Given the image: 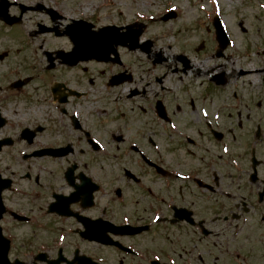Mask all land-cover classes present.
<instances>
[{"label": "flooded vegetation", "instance_id": "flooded-vegetation-1", "mask_svg": "<svg viewBox=\"0 0 264 264\" xmlns=\"http://www.w3.org/2000/svg\"><path fill=\"white\" fill-rule=\"evenodd\" d=\"M42 1L51 5L8 0L20 22L5 28L21 30L40 11L31 31L48 38L27 45L34 61L0 65V224L11 264H264V159L253 173L256 148L238 157L229 143L234 124L214 96L226 75L208 72L195 98L184 81L190 57L157 45L143 17H89L92 31L111 26L138 42L67 62L59 53L73 48L76 9ZM21 3L40 10L21 15ZM86 62L83 88L76 69ZM31 112L39 117L20 119Z\"/></svg>", "mask_w": 264, "mask_h": 264}, {"label": "rangeland", "instance_id": "rangeland-1", "mask_svg": "<svg viewBox=\"0 0 264 264\" xmlns=\"http://www.w3.org/2000/svg\"><path fill=\"white\" fill-rule=\"evenodd\" d=\"M43 3L51 5L47 1ZM69 4L76 9L78 18L89 20V17H98L103 22L116 20L118 17H143L149 20L147 27L157 45L165 49L168 45L174 46L172 52L181 51L190 57L194 73L186 76L184 81L191 84L190 89L194 87L195 98L206 89L208 72L217 69L225 74L226 83L214 92V96L218 100L217 104L222 105L224 114L234 124L235 129L229 143L237 148L238 157L243 155L242 149L253 146L258 158L264 159V0H71ZM168 13L169 17L166 16ZM215 15L221 17L232 41L221 56L216 54L218 46L212 26ZM41 16L40 11L28 12L20 26L21 30L16 27L14 31L2 25L0 65L3 70L9 65L34 61L32 57L36 51L30 50L27 45L38 47L42 38H48L36 36L31 31L32 19ZM25 28L27 33L31 31L26 38L20 34ZM154 35L157 36L156 39ZM51 44L64 46L68 42L65 39H56ZM240 69L248 72L238 76ZM57 74L59 75L58 71L46 73V78L56 77ZM76 74L81 77L77 86H89L86 84L89 78V62L78 67ZM176 78L179 79V76ZM234 91L237 95L232 97ZM93 106L105 108L101 103L94 102ZM191 115L194 116L192 113ZM21 117L27 123V120L39 116L31 112ZM117 119L120 120L119 116ZM106 120L111 126L116 124L110 119ZM258 123H262L261 131L257 127ZM95 251L105 252L111 258L114 256L110 251H101L98 248ZM110 264H114L113 259Z\"/></svg>", "mask_w": 264, "mask_h": 264}, {"label": "water", "instance_id": "water-1", "mask_svg": "<svg viewBox=\"0 0 264 264\" xmlns=\"http://www.w3.org/2000/svg\"><path fill=\"white\" fill-rule=\"evenodd\" d=\"M0 8H2V10L0 9L1 18L9 23H12V19L7 17L6 14L8 5L5 4ZM90 26L91 25L86 22L84 25L78 26L77 35L73 37L75 43L73 50L66 55L64 53H60V56H63L65 61L75 63L79 59H89L92 56L101 58L104 56V54L114 51L113 46L114 44H118V42H120V37L116 36V34H113V32H111L108 28H103L99 33H92L90 32ZM214 26L216 27L217 39L220 43V46L222 47V49H224L229 43V39L219 16L215 17ZM127 40H130L133 44H135L137 36L133 37V35H129L126 37V40H124V42H126ZM3 210L4 209L2 207L0 199V217L2 216ZM8 249L9 240L3 237L0 227V263L2 264L9 263V260L7 258Z\"/></svg>", "mask_w": 264, "mask_h": 264}]
</instances>
